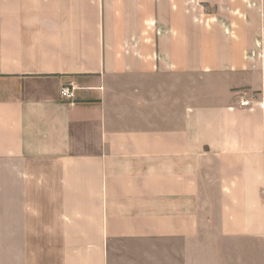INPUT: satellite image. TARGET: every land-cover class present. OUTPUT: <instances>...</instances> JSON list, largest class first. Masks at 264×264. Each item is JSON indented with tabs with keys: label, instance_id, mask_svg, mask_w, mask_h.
I'll return each instance as SVG.
<instances>
[{
	"label": "crops",
	"instance_id": "crops-1",
	"mask_svg": "<svg viewBox=\"0 0 264 264\" xmlns=\"http://www.w3.org/2000/svg\"><path fill=\"white\" fill-rule=\"evenodd\" d=\"M0 264H264V0H0Z\"/></svg>",
	"mask_w": 264,
	"mask_h": 264
},
{
	"label": "built area",
	"instance_id": "built-area-1",
	"mask_svg": "<svg viewBox=\"0 0 264 264\" xmlns=\"http://www.w3.org/2000/svg\"><path fill=\"white\" fill-rule=\"evenodd\" d=\"M61 95L67 99H74L75 97V86L74 84L65 85L61 88ZM248 101H244L243 104H248Z\"/></svg>",
	"mask_w": 264,
	"mask_h": 264
}]
</instances>
